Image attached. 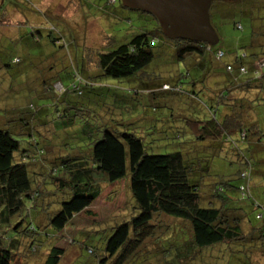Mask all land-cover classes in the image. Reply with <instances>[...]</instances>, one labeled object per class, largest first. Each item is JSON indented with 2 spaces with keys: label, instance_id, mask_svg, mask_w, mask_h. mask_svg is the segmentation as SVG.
<instances>
[{
  "label": "trees",
  "instance_id": "16d2710c",
  "mask_svg": "<svg viewBox=\"0 0 264 264\" xmlns=\"http://www.w3.org/2000/svg\"><path fill=\"white\" fill-rule=\"evenodd\" d=\"M20 1L0 0V44L6 43L4 41L8 39L11 42L16 40L21 32V25L29 21L26 17L16 23L11 22L9 8H14L18 13H24L26 10L29 16L33 13L37 19L45 18L51 22L55 20L58 26L51 25L47 32V37L53 45H80L74 27L64 18L65 14L60 16L46 11V8L36 10L37 13L32 10L29 12L26 8H20ZM23 1L28 3L27 0ZM220 1L224 2L225 7L218 5L214 8ZM37 2L43 3L41 0ZM73 2L78 4L77 9L83 10L85 14L86 4L83 0H66L65 6L71 8ZM119 3L122 5L121 0ZM213 8L219 11L221 18L234 17L238 11L253 22L254 15H257L264 27V0H213L209 7L211 24ZM151 17L155 21L152 29L142 31L119 44L109 45L107 42V46L97 51L96 56L90 53L88 65H91L89 61L95 57L97 72L88 70V65L83 66V69L75 67L73 80L68 86H64L62 82L60 84L59 80L53 77L43 80L44 88L52 91L58 98L71 95L73 100L67 105L76 103L79 107L83 97L91 99V96H86L87 93L94 94L102 87L98 86L96 76L132 77L138 82L131 90L135 99L141 94L146 95L149 104L156 109L158 104L155 100L163 97L167 91L183 92V85L179 80L173 84L161 82L155 75L143 71L154 56V47L164 43L172 46L175 59L189 60L186 63L188 68L195 66L209 72V76L213 74V59L220 61L226 55L220 46L169 39L162 32L155 17ZM30 22L29 30L25 33L31 37L32 42L38 44V36L41 35L39 31L44 29L40 27L43 21L34 24L31 17ZM233 23L237 29H242L239 20L234 19ZM11 25H15L16 35H3L2 27ZM212 26L214 27L213 24ZM254 29L256 30L255 27ZM67 37L70 40L67 41ZM258 46L259 42L251 37L248 44L242 45V48H250L251 53L244 48L230 53L231 60L224 64L229 80H222L220 90L215 89L207 94L211 104L208 106L211 120L200 121L201 126L197 130V125L190 130L200 140L209 139L206 145L196 148L197 151H205V147H210L216 150V153L222 149L236 153L240 163L234 177L238 180L237 185L233 184L231 179L203 182L204 185L211 184L210 188L203 190L202 180L208 179L206 176L209 173L207 163L201 164L195 156L178 150L149 153L142 137L129 131H114L108 127H98L95 130L80 126V138L86 139L84 143L78 142L72 146L68 139H62L68 136L66 133L58 138L61 141H57L49 130H44V126L48 124L46 119L41 123L39 130L35 131L36 125L33 121L37 114L30 113V108H34L32 104L24 107L23 111H16L21 114L20 118L7 123V127L2 128L0 121V264H14L15 255L21 254V245L30 250H35L37 246L41 250L43 245L38 243L43 240L45 245L50 236L56 238L57 233L66 229L78 214L87 211L108 186L124 179L130 190L129 201H132V208L136 211L135 214L127 212L128 216H125V212L117 213L113 216L114 223L109 228L93 230L104 233L99 236L94 247L86 246L96 264H132L139 257L141 262L154 259L156 264H221V257L229 258L234 256L235 252H243L250 262V255L242 249L245 244L248 247L258 245L264 254V197L259 199L258 194L254 193V166L251 162L252 148L263 150L262 133L253 125L256 124L255 121H251L249 128H252V133H257L254 137H248L247 130L242 125L243 120L247 118L248 104L260 99L254 90L264 87V50L253 53ZM248 56L250 60L245 62ZM15 60L16 58L12 59L14 62L20 59ZM207 67L211 70H206ZM185 74L189 75L188 72ZM136 75L138 76L135 77ZM213 83L219 84L214 80ZM56 84L62 88L57 89ZM199 87L200 79L192 77L189 88L184 93L191 98L195 97L194 89ZM41 94L45 95L43 92ZM1 107L7 106L4 104ZM216 113H219L218 119ZM65 115L63 112L62 116ZM144 118L153 120L146 116ZM31 122L34 130L31 129ZM35 133L41 138L37 139ZM235 134L237 144L236 140L232 139ZM17 135L29 136L26 147H21V140ZM248 138L253 141L248 152L243 153L239 149V142ZM230 191H236L237 196L231 195ZM114 193L116 194V191ZM66 195L70 197L63 200ZM35 204L44 207L35 218L36 225L32 220L26 221L24 215L25 208L28 206L30 209ZM57 204V209L53 210ZM249 215H252L256 223L249 219ZM161 217L170 220L161 222ZM43 218L44 222L39 223ZM173 220L183 225L175 227L171 224ZM92 225L99 226L100 223ZM48 229L51 230V235H40ZM87 231L89 237L93 235H90L91 230H83L78 234L83 238V241L79 242L80 249L85 244L84 240L89 238L86 236ZM98 242L101 243L98 245ZM148 242H153L154 247L146 249ZM250 250L251 248L248 251ZM62 255L63 249L53 242L42 264H59Z\"/></svg>",
  "mask_w": 264,
  "mask_h": 264
},
{
  "label": "rangeland",
  "instance_id": "374dc122",
  "mask_svg": "<svg viewBox=\"0 0 264 264\" xmlns=\"http://www.w3.org/2000/svg\"><path fill=\"white\" fill-rule=\"evenodd\" d=\"M27 1L28 3L23 0L20 1L22 3H19L21 9L26 8L29 12L32 10L37 13L36 10L46 8V11H52L57 15L65 14L66 17L64 18L68 19L74 27L75 36H77L80 45L77 46L78 48L74 44L70 47L53 45L47 37V32L51 25L57 27L58 24L55 20L51 22L45 20V18H43L42 25H40L44 29L39 31L41 33L38 36L39 43L35 44L32 42L31 37L25 33L28 32L29 25H31L30 18H34L33 13L29 16L26 14V10L24 13H18L16 9L9 8L11 22L16 23V21L23 20L26 17L29 21L27 20L24 25H21V32L16 40L11 42L8 39L4 41L6 43L0 44V107L4 104L7 106L0 108L2 128L7 127V123H11L12 120L20 118L21 114L19 112L23 111L24 107L32 104L34 108L31 107L29 111L37 114L34 116V121L32 120L36 125L34 126L35 131L39 130L41 123L46 119L48 124L44 126L45 129H41L49 130L57 141H61L58 138L66 133L68 136L62 139H68L72 146L77 145L78 142L84 143L86 139L81 140L80 138L82 137L80 126L95 130L98 127L100 129L108 127L114 131H129L142 137L149 153H167L178 150L190 153V156H195V159L199 160L201 164L207 163L209 173L206 177L208 179L202 180V184L203 182L212 183V181L222 182L227 179H231V182L235 185L238 184V180L234 179L237 170L240 168L236 153L228 149H222L216 153L214 152L216 150L210 147H205V151H197L196 148L206 145L209 139L205 138L206 141L200 140L190 130L191 127L196 125L197 130L201 126L200 121L211 120V114L208 111V106L211 104L207 94L215 89L220 90L222 80H229V76L224 70V64L231 60L230 53L242 48V45L248 44L251 37L259 42L258 47L260 48H255L253 53L256 54L264 50V27L259 16L254 15V21L250 22L244 17V14L237 11L234 17L221 18L219 11H215L214 8L218 5L219 7H225L223 6L224 2L216 3L217 5L211 12V19L220 38L217 45L226 52V55L220 61L213 59V69L211 71L213 74L211 76L208 75L209 72H205L198 67L191 66V68H188L189 66L186 63L189 60L175 59L170 44L164 43L154 47V56L143 71L155 75L161 82L166 81L173 84L179 80L183 85V92L172 93L167 91L163 94V97L157 98L155 100L158 104L156 109L149 104L146 95L141 94L138 99L133 96L131 90L136 87L137 79L134 80L132 77L111 78L104 75H98L95 78L98 86L102 87L98 88L94 94L87 93L86 96H91V99L83 97L81 99L82 104L78 107L76 103H71L70 106L67 105L69 101L73 100L71 95L58 98L52 91L46 90L47 88L43 86V80L56 77L60 84L62 82L64 86H68L73 80L72 74L75 67L83 69V66L88 65L90 53L96 56V52L103 50L107 46V42H109V45L119 44L142 31L150 30L155 25V21L150 14L123 7L119 0H83L86 4L85 14H83V10L77 9L78 4L74 2L71 8L66 7V0H42V5L37 0ZM76 10L79 11L75 12ZM234 19L240 21L242 29H237L234 26ZM14 27L15 25L13 27L12 25L2 27L3 35L7 37L15 36ZM65 30L67 29L65 28ZM66 39L67 41L70 40L69 37ZM244 49L251 53L250 48ZM249 57L245 59V62L250 60ZM14 58L20 60L14 62L12 61ZM255 59H257V56H255ZM89 62H91V65H88V70L97 72L95 57ZM206 70L210 71L211 68L207 67ZM186 72L189 75H186ZM179 75L180 79H178ZM192 77L200 79L201 87L199 89L201 88V90L194 89L195 97L191 98L184 91L189 88ZM213 80L219 82V84L213 83ZM56 88L61 89L62 87L56 84ZM254 91L259 94L260 99L248 104L247 118L243 120L244 124L242 123V125L246 128L248 137H254L257 133H252V128H249L251 121H255L256 124L253 125L262 133L261 146H263V150L253 147L251 160L254 166L253 190L254 193L258 194L259 199H262L264 197V87ZM42 92L45 95L41 94ZM243 106L245 109L246 104L244 103ZM63 112L66 114L65 117L62 116ZM145 116L153 118V120H146ZM216 117L219 118V113H216ZM33 122H31V129H33ZM35 135L37 139L41 138L40 135L37 136V133ZM16 137L21 140V147H26L29 136L17 135ZM236 137L237 134L233 135L232 139L236 140L237 144L238 139ZM252 141V138H248L239 142V149L246 153L250 149ZM262 160L263 162H261ZM124 181L125 179L108 186L87 211L78 214L66 229L57 233L56 238L50 236L49 242L47 239L45 245L42 243L43 240L38 243L43 245L41 250L37 246L35 250H30V248L21 245V254L15 255L14 264H42L49 246L53 242L63 249L59 264H96L86 246L94 247L99 236L104 233L101 234L93 230L98 231L109 228L114 223L112 221L113 216L117 213L125 212L127 214L125 216H128L127 212L135 214L136 210L132 208L133 203L129 201L130 190ZM210 186L211 184H203L202 189L205 190ZM47 188L50 187L47 186ZM114 191H116V194ZM230 194L234 197L237 196L236 191H230ZM66 196L63 200L70 197L69 195ZM57 207L58 204L54 206L53 210ZM43 210L44 207L39 204H35L30 209L27 206L24 211L26 221L32 220L36 225L35 218ZM161 219H163L161 222L170 220V218L165 217H161ZM249 219L256 223L252 215H249ZM43 220L44 218L39 223ZM175 222V220L171 221V224L173 223L175 227L183 225V223ZM94 223H100V225L94 226L92 225ZM83 230H91L90 235H93L89 237L87 231L88 235L86 236L89 238L84 240L83 243L85 244L80 249L79 242L83 241V238L78 234ZM51 233V230L48 229L41 232L40 235L49 236ZM106 233L108 234V232ZM100 243L98 242V245ZM151 246L154 247V243L148 242L146 249H151ZM242 249L250 255L249 260L251 263L243 252H235L233 253L234 256L229 258L227 256L221 257V264H264V254L262 248L258 245L248 247L245 244ZM132 264H156V260L150 259L148 262H141L139 257Z\"/></svg>",
  "mask_w": 264,
  "mask_h": 264
},
{
  "label": "water",
  "instance_id": "95a60500",
  "mask_svg": "<svg viewBox=\"0 0 264 264\" xmlns=\"http://www.w3.org/2000/svg\"><path fill=\"white\" fill-rule=\"evenodd\" d=\"M213 0H121L124 7L147 12L155 17L169 39L218 43L209 17Z\"/></svg>",
  "mask_w": 264,
  "mask_h": 264
},
{
  "label": "crops",
  "instance_id": "0c3cea01",
  "mask_svg": "<svg viewBox=\"0 0 264 264\" xmlns=\"http://www.w3.org/2000/svg\"><path fill=\"white\" fill-rule=\"evenodd\" d=\"M41 1H42V0H41ZM32 16L34 17V18H33V23H34V24H37L38 22L43 21V19H39V18L37 19L36 16H35L34 14H33Z\"/></svg>",
  "mask_w": 264,
  "mask_h": 264
}]
</instances>
